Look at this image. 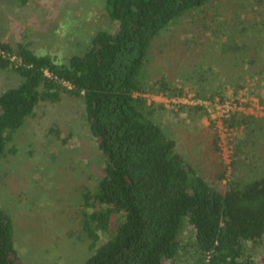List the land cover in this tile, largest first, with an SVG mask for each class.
I'll list each match as a JSON object with an SVG mask.
<instances>
[{
  "label": "trees",
  "instance_id": "16d2710c",
  "mask_svg": "<svg viewBox=\"0 0 264 264\" xmlns=\"http://www.w3.org/2000/svg\"><path fill=\"white\" fill-rule=\"evenodd\" d=\"M211 1L104 0L117 29L97 31L86 51L67 64L0 39V68L23 78L0 96V159L38 107L58 103L64 95L84 107L105 158L104 175L94 188L81 191L75 234L90 241L92 251L83 264H166L179 258L189 264H257L264 244V117L237 113L226 120L229 128L243 127L244 134L233 137L232 160L225 165L217 136L207 135L210 128L204 136L188 129L204 121L205 108L167 110L143 96L192 92L225 100L228 86L236 95L261 74L256 66L262 62L257 46L262 42L252 34L221 42L223 57L237 64L228 72L206 69L205 60L193 62L196 53L190 49L192 62L175 75H150L154 40L175 20ZM247 30L243 27L241 34ZM202 138L211 151L203 148ZM15 234L12 215L0 206V264H23Z\"/></svg>",
  "mask_w": 264,
  "mask_h": 264
},
{
  "label": "rangeland",
  "instance_id": "374dc122",
  "mask_svg": "<svg viewBox=\"0 0 264 264\" xmlns=\"http://www.w3.org/2000/svg\"><path fill=\"white\" fill-rule=\"evenodd\" d=\"M243 27L248 29L244 37ZM116 29L104 0H0V39L26 44L37 55H49L59 63L67 64L72 56L85 52L97 31ZM252 34L262 42L254 40L262 62L256 66L261 74L248 81L249 92L264 99V0H213L175 20L152 43L150 75L172 76L183 65L204 60L206 69L211 65L215 72H228L237 64L223 57L221 42L234 37L247 40ZM190 49L196 53L192 61L187 57ZM22 82L15 70L0 68V96ZM227 88L228 94L231 88ZM206 128L204 121L188 126L191 133L202 136ZM212 134H207L209 139ZM202 144L206 151L213 149L203 138ZM220 156L227 165L221 151ZM104 167L84 107L67 95L58 103L38 107L14 135L0 159V206L14 219L23 264H83L91 256L90 241L77 238L75 232L82 213V188H94ZM185 235L187 239L192 235L189 225ZM255 258L257 264H264V244ZM166 264L189 261L179 258Z\"/></svg>",
  "mask_w": 264,
  "mask_h": 264
},
{
  "label": "built area",
  "instance_id": "2783aa9c",
  "mask_svg": "<svg viewBox=\"0 0 264 264\" xmlns=\"http://www.w3.org/2000/svg\"><path fill=\"white\" fill-rule=\"evenodd\" d=\"M46 75L50 77L48 72H46ZM249 91L250 86L247 85L236 95L230 92L225 100H221L219 97L214 99L202 98L194 93H188L182 97H169L162 93L147 92L143 96L148 103L163 104L167 110L177 109L181 105L202 106L205 108L207 116L204 119V124L217 136L223 157H225L227 165H230L233 154L230 142L239 131L243 130V127L229 128L226 125V120L237 113L252 117H264L263 103Z\"/></svg>",
  "mask_w": 264,
  "mask_h": 264
}]
</instances>
